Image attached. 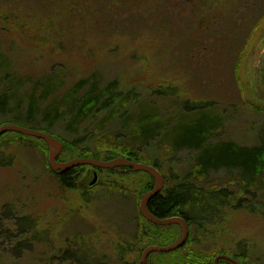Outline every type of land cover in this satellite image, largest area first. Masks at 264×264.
Returning <instances> with one entry per match:
<instances>
[{"label":"rangeland","instance_id":"obj_1","mask_svg":"<svg viewBox=\"0 0 264 264\" xmlns=\"http://www.w3.org/2000/svg\"><path fill=\"white\" fill-rule=\"evenodd\" d=\"M179 6L174 11L175 27L170 31L161 29L149 43L146 34L134 37L137 26L152 28L156 23L155 18L146 20V14L134 19L123 17L121 23L125 26L119 25L116 34L109 27V19L86 26L79 25V21L58 23L52 19L53 12L42 8L38 0H0V55L6 59L3 71L27 79L23 81V93L31 91L35 81L50 76L57 82L52 94L58 97L82 80H95L99 89L111 88L114 81L119 86L129 85L148 96L162 119L170 123L184 111V101L214 102L213 107L223 119L221 126L212 131L211 141L257 146L264 137V95L256 78L264 35L244 53L241 89L229 77L227 67H231L232 59L227 56L215 63L220 69L215 74L221 81L206 86L211 72L199 69L203 63H197L195 50L181 35L189 30L192 19L182 13L188 4L181 2ZM159 86H167L169 93L153 94ZM125 108L117 112L115 103L103 110L105 113L101 111L92 120L80 123L75 133L70 132L64 118L53 131L67 139L71 135L82 138L89 148L120 144L119 132L122 130L124 135L129 128L118 126L117 113ZM97 111L99 108L92 112ZM2 119L5 117L1 116L0 122ZM0 137V264H73L74 254L94 264L137 261L148 246L141 235H136L143 218L138 208L145 190L140 185L147 179L145 173L81 164L73 167L75 186L67 187L48 163V145L14 131ZM63 148L64 144L62 154L59 152L56 158L58 163L70 160ZM162 152L166 153L164 149ZM194 156L192 148L162 156L166 178L177 181L192 173ZM94 172L97 181L91 186ZM239 172L238 168L219 167L203 177L206 195L226 188L232 197L221 199L224 203L212 211L215 215L203 231L195 233L193 249H198L192 254L186 248L182 261L184 256L207 254L213 264L217 254L244 252L250 264H264V169L248 182L240 178ZM178 227L157 229L161 238L155 244L162 240L173 243L179 238ZM169 236L172 238L167 239ZM155 254L149 255L148 261L171 264L180 260Z\"/></svg>","mask_w":264,"mask_h":264},{"label":"trees","instance_id":"obj_2","mask_svg":"<svg viewBox=\"0 0 264 264\" xmlns=\"http://www.w3.org/2000/svg\"><path fill=\"white\" fill-rule=\"evenodd\" d=\"M181 2L188 4L184 6L182 13L186 12L192 19L189 21L191 22L189 30L186 33L181 30V35L184 39L187 38L188 43L195 50L194 57L197 58V63H203L199 69L206 74L211 72L206 86L221 81L219 75L215 74L220 71L215 63L227 56L229 60L232 59V64L226 70L230 79L235 80L241 89L240 76L245 59L244 53L250 51L252 44L264 35V0H38L42 8L53 12L52 19L58 23L79 21V25L86 26L100 19H109V27L116 34L119 25L125 26L121 23L122 19H125L123 17L128 16L134 19L141 13L146 14V20L155 18L156 23L152 24L151 29L144 25L141 28L137 26L138 29L130 26L134 29V37L139 38L146 34L149 43L155 40L156 33L161 29L170 31L172 27H175L174 11L180 7ZM182 13L179 11L178 15ZM160 18H164V21L159 22ZM166 35L170 36L169 33ZM0 57H2L0 59V117H5L0 122V126L6 123H17L48 132L63 142V151L68 153L70 159L93 157L99 160H112L115 157H123L153 165L163 174L165 185L158 195L149 200L148 210L160 219L181 216L188 224L189 236L181 248L171 252H151V254L180 258L179 261H173L171 264H212V257L207 254L188 255L184 256L186 258L184 261L181 259L186 248L192 254L198 249H193L197 240L195 233L203 231L205 224L215 215L212 211L224 203L221 199L223 197L225 199L226 196L232 197L230 190L226 188L211 191L206 195L205 182L202 179L219 167L238 168L240 178L245 182L252 177H257L264 169L263 136L257 146H243L229 140L211 141L212 131L221 126L223 119L217 113L216 107H213L214 102L201 99L193 103L184 101V111L178 113L180 116L177 119L174 117L175 120L170 123L162 119L164 117L158 114L157 106L151 104L148 96L140 93L137 88L132 89L129 85L119 86L116 81H114L115 85L112 84L109 89L107 87L99 89L98 82L95 80H82L73 90L58 97L57 94L54 96L52 94L53 86L57 82L49 76L35 81L31 85L32 90L23 93V84L27 79L17 75L10 76L8 71H3L6 59L1 55ZM210 63L212 66L209 65ZM88 82L90 85L86 91L77 96L78 91L86 88ZM152 93L158 95L169 93L168 87L159 86ZM115 103L117 112L126 106L128 113L125 109L117 113L118 126H124L123 130L129 128L124 135H121L122 130L119 132L120 144H113L102 149L97 146L89 148L84 146L82 138H73L71 135L67 139L62 136L63 134L53 131L57 123L65 118L67 127L71 129L70 132L75 133L80 123L92 120L93 116L111 108ZM98 108L99 111L92 112ZM35 139L43 142L47 147L42 139L37 137ZM191 148L195 151L196 159L192 173L177 181L173 180L174 177L166 178L160 163L163 160L162 156ZM163 149L166 153L162 152ZM71 171L73 172L74 168L65 171L66 175L60 177L61 184L64 186L71 187L76 184L75 176L70 174ZM139 172L145 173L147 178L140 184L144 187L143 193H145L153 187L155 182L148 172ZM119 189L122 188L119 187ZM138 215H140L139 211ZM140 217L143 216L140 215ZM172 226L178 227L176 224L166 227ZM138 227L136 235H141V239L151 245L161 238L160 232L156 230L165 226H158L143 217ZM164 241H159L157 245L167 244ZM214 252L217 254L219 251ZM243 253L240 252L239 256L234 253L229 255L242 264H250L249 257H246L248 255ZM72 260L73 264H94L91 260H81L79 254H74ZM219 264L233 263L220 259Z\"/></svg>","mask_w":264,"mask_h":264},{"label":"water","instance_id":"obj_3","mask_svg":"<svg viewBox=\"0 0 264 264\" xmlns=\"http://www.w3.org/2000/svg\"><path fill=\"white\" fill-rule=\"evenodd\" d=\"M258 71H257V85L258 88L260 89L261 93L264 95V52L261 54V58L259 61V66H258ZM19 132L21 134H26L34 138H40L46 144L48 145V163L50 164L51 168L55 173H60V172H65L67 170H70V168L85 164L89 166H94L100 169L107 168V169H114L117 167H127L131 171H145L148 172L154 179V185L153 187L148 190V192H145L139 200V210L141 215H143L148 221H151L152 223L156 225H172L177 224L180 225L181 227V233L180 237L175 240L173 243L168 244V245H155L151 244L149 246H146L145 249L142 251L140 258L136 262V264H149L147 256L155 251V252H168V251H173V249L181 247L185 240L188 237V224L186 223L185 219L182 218L181 216H172L168 218H158L157 216L153 215L147 207V203L149 200L154 197L155 195H158L161 189L164 186V179L162 173L157 170L153 165L151 164H146L142 163L139 161H134L129 158H123V157H115L112 160H99L95 158H89V157H79V158H72L69 161L65 162H56V158L58 157V154L60 150L63 147V142H61L59 139L55 138L54 136L50 135L48 132L41 131L39 129H33L27 126H22L17 123H6L2 124L0 126V136L4 132ZM97 181V173L94 174L93 180L91 181V185H93ZM220 259H224L227 261L232 262L233 264H241L239 263L236 259H234L231 256H227L224 254H217V257L214 260V264H218Z\"/></svg>","mask_w":264,"mask_h":264},{"label":"flooded vegetation","instance_id":"obj_4","mask_svg":"<svg viewBox=\"0 0 264 264\" xmlns=\"http://www.w3.org/2000/svg\"><path fill=\"white\" fill-rule=\"evenodd\" d=\"M57 161H58V159H57ZM61 162V161H60ZM70 174H72L73 176H74V174H73V172L71 171V173ZM56 175H57V178L60 180V177H62V176H64V175H66V173L65 172H60L59 174L58 173H56ZM60 183H62L61 182V180H60Z\"/></svg>","mask_w":264,"mask_h":264}]
</instances>
